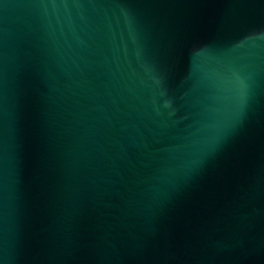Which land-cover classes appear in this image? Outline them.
<instances>
[{
  "label": "water",
  "instance_id": "1",
  "mask_svg": "<svg viewBox=\"0 0 264 264\" xmlns=\"http://www.w3.org/2000/svg\"><path fill=\"white\" fill-rule=\"evenodd\" d=\"M0 264H264V0H0Z\"/></svg>",
  "mask_w": 264,
  "mask_h": 264
}]
</instances>
